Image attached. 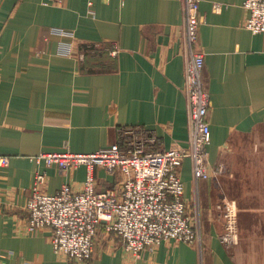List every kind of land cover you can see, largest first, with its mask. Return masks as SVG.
I'll return each instance as SVG.
<instances>
[{"label": "crops", "instance_id": "crops-1", "mask_svg": "<svg viewBox=\"0 0 264 264\" xmlns=\"http://www.w3.org/2000/svg\"><path fill=\"white\" fill-rule=\"evenodd\" d=\"M244 2L200 3L207 155L211 169H226L198 184L190 159L180 170L202 251L165 240L135 257L101 229L87 264H264V35L245 27ZM183 33V0H0V153L10 158L0 168V264H71L54 251L50 228L29 231L27 204L36 172L55 194L64 184L82 189L87 168L62 172L31 158L108 148L126 126L152 130L163 149L188 146ZM94 173L98 191L114 187L115 174ZM223 197L239 210L231 248L220 240Z\"/></svg>", "mask_w": 264, "mask_h": 264}, {"label": "built area", "instance_id": "built-area-1", "mask_svg": "<svg viewBox=\"0 0 264 264\" xmlns=\"http://www.w3.org/2000/svg\"><path fill=\"white\" fill-rule=\"evenodd\" d=\"M200 3L201 0H183L189 124L186 148L163 149L152 130L126 126L119 130L118 140L108 148L91 153L69 149L41 152L31 158L46 166L57 165L62 172L79 166L87 168L82 189L74 190L71 185L64 184L55 194L44 190L46 174L36 172L27 204L29 231L50 228L54 251L64 254L71 264H87L92 259L99 229L113 234L120 240L121 247L135 257L165 240L203 249L199 210L186 200L180 174L186 159L191 160L196 184L213 173L224 172L223 164L211 169L207 155L211 141L210 93L204 79L205 53L197 47L203 23ZM222 7L221 3L214 4L217 11ZM244 7L249 11L245 27L252 33L264 35V0H245ZM62 47L67 54L71 51L66 44ZM9 163V156L0 153V168ZM96 167L117 176L114 187L98 191ZM216 207L224 220L220 240L231 248L240 239L237 204L223 197Z\"/></svg>", "mask_w": 264, "mask_h": 264}, {"label": "rangeland", "instance_id": "rangeland-1", "mask_svg": "<svg viewBox=\"0 0 264 264\" xmlns=\"http://www.w3.org/2000/svg\"><path fill=\"white\" fill-rule=\"evenodd\" d=\"M224 165V164H223ZM226 173V169H225V165H224V172H223V174H225ZM222 174V173H221ZM234 201V200H233ZM238 227H239V212H238ZM100 230L101 229H99V232H100ZM36 231V230H35ZM98 232V233H99ZM239 234H240V228H239ZM97 237H98V234L96 235V237H95V242H96V244H97ZM202 237H203V229H202ZM52 242V241H51ZM52 246H53V244H52ZM97 246V245H96ZM53 249H54V247H53ZM33 264V263H32Z\"/></svg>", "mask_w": 264, "mask_h": 264}, {"label": "trees", "instance_id": "trees-1", "mask_svg": "<svg viewBox=\"0 0 264 264\" xmlns=\"http://www.w3.org/2000/svg\"><path fill=\"white\" fill-rule=\"evenodd\" d=\"M103 230V229H102ZM97 240H98V237H97Z\"/></svg>", "mask_w": 264, "mask_h": 264}]
</instances>
